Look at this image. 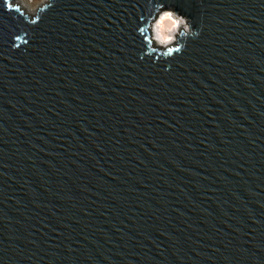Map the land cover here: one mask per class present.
Masks as SVG:
<instances>
[{
	"label": "water",
	"instance_id": "95a60500",
	"mask_svg": "<svg viewBox=\"0 0 264 264\" xmlns=\"http://www.w3.org/2000/svg\"><path fill=\"white\" fill-rule=\"evenodd\" d=\"M0 264H264V0H0Z\"/></svg>",
	"mask_w": 264,
	"mask_h": 264
},
{
	"label": "bare ground",
	"instance_id": "6f19581e",
	"mask_svg": "<svg viewBox=\"0 0 264 264\" xmlns=\"http://www.w3.org/2000/svg\"><path fill=\"white\" fill-rule=\"evenodd\" d=\"M17 2L23 4L25 8H27L28 11H33V7L31 3H29L26 0H16ZM46 0H44L42 3H44ZM183 20V23H177V21ZM187 24L185 18L177 15L173 12V10H166L163 11L158 18L156 24H155V36L161 43H169L170 41H174L177 36V32Z\"/></svg>",
	"mask_w": 264,
	"mask_h": 264
},
{
	"label": "rangeland",
	"instance_id": "374dc122",
	"mask_svg": "<svg viewBox=\"0 0 264 264\" xmlns=\"http://www.w3.org/2000/svg\"><path fill=\"white\" fill-rule=\"evenodd\" d=\"M26 1H28L29 3H31V5L33 7V10L35 11L36 8H38L42 4V2L44 0H26Z\"/></svg>",
	"mask_w": 264,
	"mask_h": 264
},
{
	"label": "clouds",
	"instance_id": "9594fccd",
	"mask_svg": "<svg viewBox=\"0 0 264 264\" xmlns=\"http://www.w3.org/2000/svg\"><path fill=\"white\" fill-rule=\"evenodd\" d=\"M183 22H184V21H183L182 19H181L180 21H177V23H183ZM185 28L188 29L189 26H188L187 24H185ZM198 34H199V33H198L197 31H194V32H193V35H194V36H198Z\"/></svg>",
	"mask_w": 264,
	"mask_h": 264
}]
</instances>
